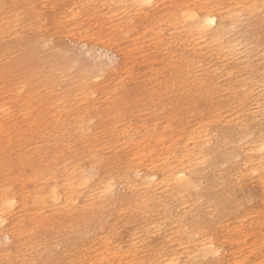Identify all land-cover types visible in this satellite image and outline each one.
Instances as JSON below:
<instances>
[{
  "label": "bare ground",
  "instance_id": "1",
  "mask_svg": "<svg viewBox=\"0 0 264 264\" xmlns=\"http://www.w3.org/2000/svg\"><path fill=\"white\" fill-rule=\"evenodd\" d=\"M0 264H264V0H0Z\"/></svg>",
  "mask_w": 264,
  "mask_h": 264
},
{
  "label": "rangeland",
  "instance_id": "2",
  "mask_svg": "<svg viewBox=\"0 0 264 264\" xmlns=\"http://www.w3.org/2000/svg\"><path fill=\"white\" fill-rule=\"evenodd\" d=\"M248 36L250 37L251 36V32L248 31ZM67 46H70L69 47V52H70V55L71 57L74 56L77 63L80 64V65H87L90 66L93 64V60L88 56V54L83 50L82 48V51H78V48L77 46H71L67 43L65 44H62L61 48L62 49H66ZM84 54V55H83Z\"/></svg>",
  "mask_w": 264,
  "mask_h": 264
}]
</instances>
